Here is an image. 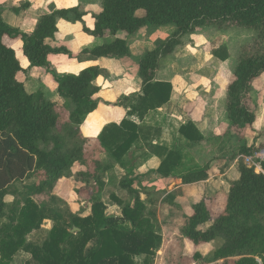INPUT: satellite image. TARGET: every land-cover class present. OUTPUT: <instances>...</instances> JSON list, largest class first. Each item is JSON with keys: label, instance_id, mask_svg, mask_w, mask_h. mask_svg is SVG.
<instances>
[{"label": "trees", "instance_id": "trees-1", "mask_svg": "<svg viewBox=\"0 0 264 264\" xmlns=\"http://www.w3.org/2000/svg\"><path fill=\"white\" fill-rule=\"evenodd\" d=\"M140 11L144 15H138ZM85 15L79 7L57 10L41 17L35 29L25 33L8 26L0 12V264H13L22 253L31 256L27 264H154L164 237L157 231L156 213L148 210L134 189L132 176L141 154L148 147L160 150L155 173L161 179L179 178L189 185L210 177L209 164L202 167L186 159L184 143L192 147L205 139L194 123L179 128L180 145L173 142L158 147L154 143L161 141L163 130L146 122L172 100L173 86L157 78L158 70L161 60L172 55L185 36L202 28L228 26L255 33V49L244 53L234 69L226 107L231 126L255 123L247 99L251 82L264 74V0H102V12L94 16V29L84 30L105 41L83 54L98 59L124 58L131 54L130 45L118 37L119 33L134 35L146 26L169 25L175 31L140 58L141 93L124 98L120 106L128 110L127 118L105 126L98 137L97 149L106 152L110 160L103 174L113 173L116 167L124 170L117 185L134 197L133 203L124 205L112 193L111 199L123 209L121 216H109L101 195L114 180L106 182L103 177L98 179V191L92 197V214L85 218L74 214L50 193L85 160L87 141L80 140V127L98 108L95 98L101 91L97 85L101 70L89 67L78 75L59 74L49 62V55L56 51L45 41L56 37L59 20L82 22ZM10 39L23 43L22 52L30 67L44 68L54 76L70 113L65 133L58 132L61 118L57 104L42 93H28L17 80L24 69L7 43ZM213 56L222 62L230 58L226 46L214 50ZM131 117L138 118L139 124ZM253 154L246 146L240 149V155ZM261 167L264 171V162ZM237 169L240 177L231 183L224 208L216 216L206 197L191 206L192 214L175 204L176 195L169 200L181 210L183 223L178 228L172 225L168 237L175 235L177 228L196 247L216 246L203 264H264V173L242 161ZM33 179L36 181L23 192L14 189L16 184ZM46 221L52 222L50 230L44 228Z\"/></svg>", "mask_w": 264, "mask_h": 264}, {"label": "rangeland", "instance_id": "rangeland-1", "mask_svg": "<svg viewBox=\"0 0 264 264\" xmlns=\"http://www.w3.org/2000/svg\"><path fill=\"white\" fill-rule=\"evenodd\" d=\"M138 15L142 16L144 12L140 11ZM174 31L175 27L172 25L159 28L146 26L136 35H127L121 32L118 36L120 38L128 37L133 49L134 45L142 46V49H145L147 44L148 47L146 49L153 50L166 41ZM182 42V45L172 55L161 60L158 77L163 81L172 82L173 90H183L182 95H179V99H184L180 101L175 97L172 99L170 107L180 108L182 112L192 110L197 121L203 122L201 128L205 131L204 133L208 139L206 138V141L204 139V141L192 147L184 143L185 146L183 148L185 149L186 159H193L202 167L207 164L210 166L211 175H213L214 179L212 181L213 185H211L212 191L195 187L197 191L193 190V193L203 195L202 199L206 197L209 200L211 211L216 216L224 208L226 190L228 188L227 182L222 178L220 181L218 175H223L233 164L238 165L242 160L240 159L241 157H247L246 155H240L241 147L251 148L254 153L264 150V74L251 82V91L247 99V104L256 117L254 125L241 128L233 127L226 112L227 89L233 80L234 69L239 58L244 53L255 49V33L235 26H228L222 29L210 27L199 29L194 34L185 36ZM221 46H226L230 55V58L225 62L213 56V51ZM134 52L138 51H133L132 57ZM16 53L19 59H24L22 50L16 49ZM65 54L60 53V56H65ZM137 61L136 70L138 69V71H130L129 76H134V78L141 80L139 76V60ZM55 71L57 72V70ZM114 77L107 79L108 77L103 76L100 82L105 85L110 84V81L118 78L117 76ZM47 97L51 98L49 94H47ZM125 97L128 96H122L114 104L120 106V103L123 104L122 101ZM57 107V112L61 118V126L58 132L63 134L70 125V113L65 105L60 108V105L58 106L57 104ZM146 122L163 128L160 123L162 121L159 119L153 120L151 115L148 116ZM168 123L173 126H179L182 120L173 117V119L170 118ZM176 135H178V130L174 132L173 137L174 144L178 146L181 142L176 138L179 136ZM202 135L205 137L203 133ZM79 137L80 140L83 139L81 132ZM154 146L163 147V140L161 139L160 142L156 141ZM85 147L84 162L76 164L70 177L58 182L50 195L61 199L70 207L74 214L85 218L92 214V197L98 191V179L104 177L106 182H108L112 178L111 180H114V183L107 184L101 197L106 204L109 216H121L123 205L111 199V194L114 193L124 205L132 204L134 201L132 195H129L127 191L122 190L117 185L118 179L125 174L124 170L116 167L113 173H108L105 176L102 169L110 160L106 152H100L97 149L98 138L92 137L91 141H87ZM159 151L155 147H148L146 152L141 154L142 158L140 157V159L145 160V162L143 164L138 160L137 169L142 164L146 165L143 168L148 173L143 181L138 179L134 184V188L140 193L148 210L156 213L154 222L157 231L164 237L162 247L155 255L154 264H203V259L207 258L216 246L213 244L196 247L180 235L177 228L182 226L183 223L182 212L170 205L169 200L173 194L176 195L175 204L188 213L195 197L188 201L182 200V193L185 190H189L190 187L186 186L182 190H175V187L179 186L180 182H177L174 186L163 185V179L155 173L161 160ZM236 154L237 158L234 160ZM35 181L36 179L18 183L14 186V189L23 192L25 186L31 185ZM222 182L226 183L225 186ZM42 199L43 197H41ZM202 199L198 197V200L201 201ZM8 200H13V197H9ZM51 224V221H46L44 228L50 229L52 227ZM172 225L177 226L174 231L175 235L168 237V232L174 229ZM27 258L31 261L29 254L20 255L16 264H27L29 262L26 260Z\"/></svg>", "mask_w": 264, "mask_h": 264}, {"label": "crops", "instance_id": "crops-1", "mask_svg": "<svg viewBox=\"0 0 264 264\" xmlns=\"http://www.w3.org/2000/svg\"><path fill=\"white\" fill-rule=\"evenodd\" d=\"M76 7H79L81 11L86 14L83 18V21L73 23L65 20H59V31L56 37L54 39H47L45 42L52 50L56 51L49 55V62L59 74H79L84 69L89 67H99L101 70V76L97 80V85L101 88V91L95 98L99 103L98 108L94 113L87 117L85 123L80 127L82 138L87 141H91L92 137H95L96 139L99 137L105 126L111 123L120 124L125 118H127V109L115 105L114 103L122 96H132L134 94L141 93L142 81L134 78V76L130 77L129 72L136 70V64L138 63L137 60H140L146 51H149L146 49L148 45L146 44L145 49H142V46L140 47L138 45H134L135 47L133 49V47H131L129 38L125 36L123 38L129 42L131 51L130 53L132 54L133 51H138L134 52L133 57L130 54L131 56L129 55L127 57L118 59H98L90 55L83 54L84 50L94 49L95 47L102 45L105 41V39L92 37L84 30L85 27L89 30L94 29V16L99 15L102 12V0H0V12L3 21L8 26L25 33H31L37 26L40 18L44 15L52 14L57 10L71 9ZM139 31L137 33H140ZM7 43L12 48H14L15 51L16 49L22 50L23 43L20 40L10 39ZM60 53L66 54L65 56H60ZM19 60L23 66L24 72L18 74L17 80L25 85L27 92L42 93L46 99L52 100L58 104V106L60 105V108L63 107L65 102L59 96L58 84L56 83L54 76L44 68L30 67V64L26 58ZM136 71H138V69ZM103 76L108 77L107 79L115 78L114 76H117L118 78L117 80L114 79L110 81V84L105 85L100 82ZM157 78L159 79L158 76ZM159 80L163 81L161 79ZM182 91L174 89L172 99L175 97L179 99V95H182L183 93ZM47 94H49L51 98L47 97ZM183 99L179 100L182 101ZM171 103L172 100L170 104L151 114L153 120L159 119L162 121L160 123L163 127V143L171 145L173 142L174 132L179 130L182 125L189 122L194 123L199 131L205 135V131H203L201 128L203 122L197 121L195 113L192 110L188 112H182L180 108L170 107ZM173 117L180 118L182 123L179 126L170 125L168 122L170 118L173 119ZM130 119L139 124L138 118L131 117ZM176 138L178 139L179 137ZM204 138L206 141V135ZM138 160L143 164L145 162V160L142 159ZM142 165L139 167V169L135 170V173L132 176V178L135 180L134 184L138 179L143 181L147 176L148 171L144 170L143 168L146 165ZM211 173L212 171H210L209 179L204 182L183 185L182 180L179 178H167L163 179V185L174 186L177 184V182H180L181 186L179 185L175 187V190H182V188L189 186L190 189L185 190V192L182 193V200L188 201L192 197H195V200L192 203L196 204L200 202L198 197L199 199H202L203 195H197L193 193V190H196L195 187H198L200 189L204 188L203 190L206 189L212 191L211 185H213L212 181L214 179ZM218 176L220 177V181L223 179L227 182L228 188L225 190L227 191L226 193L228 195L231 183L239 179L240 173L237 169V165L233 164L223 175ZM222 184L225 186L226 183L222 182ZM187 214H192V211H188ZM20 255L16 257L13 264L17 263ZM26 260L29 261L28 258Z\"/></svg>", "mask_w": 264, "mask_h": 264}, {"label": "built area", "instance_id": "built-area-1", "mask_svg": "<svg viewBox=\"0 0 264 264\" xmlns=\"http://www.w3.org/2000/svg\"><path fill=\"white\" fill-rule=\"evenodd\" d=\"M241 161L249 167H254L258 173H264L261 162H264V150L261 152H256L251 156L241 157Z\"/></svg>", "mask_w": 264, "mask_h": 264}, {"label": "water", "instance_id": "water-1", "mask_svg": "<svg viewBox=\"0 0 264 264\" xmlns=\"http://www.w3.org/2000/svg\"><path fill=\"white\" fill-rule=\"evenodd\" d=\"M78 229L77 228H74V231H77Z\"/></svg>", "mask_w": 264, "mask_h": 264}]
</instances>
